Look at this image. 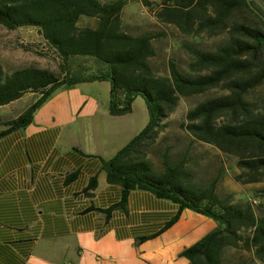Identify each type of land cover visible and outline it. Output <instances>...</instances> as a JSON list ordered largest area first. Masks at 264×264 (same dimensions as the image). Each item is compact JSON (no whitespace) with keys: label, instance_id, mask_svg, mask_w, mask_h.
Returning a JSON list of instances; mask_svg holds the SVG:
<instances>
[{"label":"trees","instance_id":"1","mask_svg":"<svg viewBox=\"0 0 264 264\" xmlns=\"http://www.w3.org/2000/svg\"><path fill=\"white\" fill-rule=\"evenodd\" d=\"M142 1L159 22L191 38L180 40L191 58L187 70L172 59L170 75L156 73L151 63L157 54L155 42L166 33L126 31L122 15L130 0H0V25L10 30L37 28L57 55L62 72L37 66L6 72L0 62V106L27 93L37 95L18 117L0 122V138L31 124L35 112L60 88L109 82L113 116L131 113L135 99L142 97L149 123L113 157L102 158L108 182L122 187L121 201L105 212L125 209L134 189L149 191L179 209L158 234L138 242L168 230L190 209L217 224L181 253L191 264H227L226 251L231 247L252 252L254 261L264 264V188L259 213L252 201L234 203L222 197L216 181L195 184L187 166L189 148L178 158L171 146L159 149L161 171L155 170L150 158L166 129L164 122L181 98L218 90L187 112L185 129L194 141L235 157L241 170L237 181H264V0H161L155 7ZM84 16L96 18V26H81ZM203 35L218 40L207 48L200 41ZM97 186V177L91 178L85 194L92 195Z\"/></svg>","mask_w":264,"mask_h":264},{"label":"crops","instance_id":"2","mask_svg":"<svg viewBox=\"0 0 264 264\" xmlns=\"http://www.w3.org/2000/svg\"><path fill=\"white\" fill-rule=\"evenodd\" d=\"M30 94L0 106L14 113L8 119L30 106L19 105ZM109 102L107 81L60 88L31 124L0 138V264H191L183 250L216 228L186 209L171 228L138 242L158 234L179 209L140 189L130 191L125 209L105 212L121 201L122 187L108 182L102 158L150 120L139 97L122 116L111 115ZM93 177L98 186L87 195Z\"/></svg>","mask_w":264,"mask_h":264},{"label":"rangeland","instance_id":"3","mask_svg":"<svg viewBox=\"0 0 264 264\" xmlns=\"http://www.w3.org/2000/svg\"><path fill=\"white\" fill-rule=\"evenodd\" d=\"M108 1V0H104ZM155 7L161 0H149ZM124 29L132 34H141L148 31H163L164 37L155 42L156 56L151 63L160 76L170 75L169 61L174 59L180 68L187 70L190 61L189 54L181 47L180 40H190L183 37L176 28L167 26L158 21L155 14L149 7L145 6L142 0H130L123 11ZM96 18L81 19V26H96ZM218 38L201 36L200 41L204 47H212ZM0 62L6 72L24 66H37L49 69L56 74H61L60 62L57 55L51 51L37 28L25 27L10 30L0 25ZM214 90L207 95L181 98L179 106L172 115L164 122L166 129L160 134L155 149L150 154L154 168L159 171L163 168L160 150L166 146L172 147L174 158L182 157L189 148L190 159L187 166L193 172L194 183L199 186H208L213 181L217 182V192L224 198L234 203L252 201L257 211L261 213L260 190L264 188V181L259 183L244 184L236 180L241 173L237 167V159L221 152L216 147L202 142L194 141L184 125L187 122V112L197 103L217 93ZM264 91V89H263ZM37 95L25 96L19 105H30L35 101ZM140 100L145 102L142 97ZM11 109L0 107V122L13 117ZM3 126L1 125L0 128ZM160 149V150H159ZM227 264H259L254 261L253 253L244 249L231 247L226 251Z\"/></svg>","mask_w":264,"mask_h":264}]
</instances>
